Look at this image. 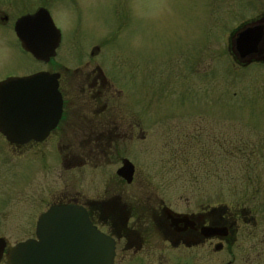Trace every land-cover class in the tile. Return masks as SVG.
<instances>
[{
  "label": "rangeland",
  "instance_id": "obj_1",
  "mask_svg": "<svg viewBox=\"0 0 264 264\" xmlns=\"http://www.w3.org/2000/svg\"><path fill=\"white\" fill-rule=\"evenodd\" d=\"M41 8L63 34L49 66L21 55L13 32ZM260 17L264 0H0V80L49 69L78 81L100 67L110 107L139 125L129 148L102 149L98 171H67L54 190L102 196L128 158L133 188L160 191L170 205L194 189L198 205L264 206V63L241 66L228 48L238 27ZM8 207L0 237L14 246L34 229L11 227Z\"/></svg>",
  "mask_w": 264,
  "mask_h": 264
},
{
  "label": "flooded vegetation",
  "instance_id": "obj_2",
  "mask_svg": "<svg viewBox=\"0 0 264 264\" xmlns=\"http://www.w3.org/2000/svg\"><path fill=\"white\" fill-rule=\"evenodd\" d=\"M263 19L244 23L228 41L229 52L241 66L250 63L237 56L236 38ZM2 21L6 23L9 18L5 16ZM16 23L13 32L19 52L36 61L23 49L16 34ZM62 43L63 34L60 47ZM59 49L49 63L36 62L49 66L58 57ZM253 62L261 61L256 58L252 59ZM40 73L58 76L62 114L48 135L37 134L27 143H11L0 133V217L4 208L9 206L17 218L11 227H24L29 221L30 228L34 229L32 237L14 246H9L7 240L0 237L6 242L0 264H8L10 249L21 243L37 241L41 217L52 208L61 206L86 211L93 228L113 245L112 264H264L263 205L254 208L198 205L191 200L197 195L194 189L189 190L190 198H180L170 205L160 191L133 188L135 166L131 182L120 176L124 162H131L122 157L118 161L121 167L103 184L102 196L99 193L93 198L83 192L71 194L64 184L54 190V178L64 183L67 171L85 167H94L98 171L96 164L100 162L102 149H112L116 145L129 148L137 131L134 129H139V125H125L130 122L127 115L118 114L110 107L108 100L113 88L100 67L78 81L60 71L47 69L27 76H8L0 83ZM41 123L47 124V120ZM142 128L140 132L143 138H147L144 126ZM27 169L30 174L26 176ZM24 177L25 180H21ZM111 181L115 184L111 185ZM140 200L142 205L138 202ZM0 225L5 226V223L0 221Z\"/></svg>",
  "mask_w": 264,
  "mask_h": 264
},
{
  "label": "water",
  "instance_id": "obj_3",
  "mask_svg": "<svg viewBox=\"0 0 264 264\" xmlns=\"http://www.w3.org/2000/svg\"><path fill=\"white\" fill-rule=\"evenodd\" d=\"M15 30L23 48L37 61L49 63L56 57L61 33L48 10L21 18ZM235 44L240 60L264 62V19L241 32ZM57 78L41 73L0 83V133L9 142L27 143L56 127L62 114ZM134 172V165L125 161L119 175L131 182ZM37 237L10 249L8 264H112V243L93 228L81 208H52L39 220ZM5 249L6 242L0 239V260Z\"/></svg>",
  "mask_w": 264,
  "mask_h": 264
}]
</instances>
